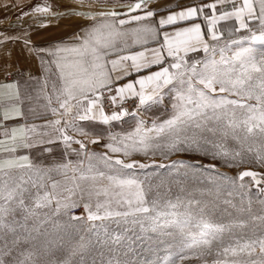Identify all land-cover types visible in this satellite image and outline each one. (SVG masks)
<instances>
[{
  "label": "snow or ice",
  "instance_id": "1",
  "mask_svg": "<svg viewBox=\"0 0 264 264\" xmlns=\"http://www.w3.org/2000/svg\"><path fill=\"white\" fill-rule=\"evenodd\" d=\"M167 3L175 7L161 14L164 5L153 0H132L119 8L107 6L106 0H74L61 13L46 0L32 14L75 19L80 31L69 41L43 49L27 34L0 33V46L22 41L27 55L39 59L46 75L37 80V99L42 97L45 110L57 117L41 126L8 130L3 122L23 116L21 105L31 94L22 96L17 82L0 83L5 137L0 139V264H88L86 254L98 246L123 248L126 241L130 247L136 240L151 241L149 234L173 249L163 264H184L191 258L202 264H264V199L258 201L260 214L253 213L251 199L239 208L224 199L240 215L227 224L211 219L220 198L217 178L241 189L250 183L264 196V172L245 167L228 177L214 163L264 169V0ZM150 43L156 47H148ZM132 45L142 50L133 51ZM32 79L29 73L27 81ZM166 96L171 103L165 117L144 119L140 109L164 103ZM131 98L138 100L136 112L123 106ZM129 115L136 118L134 129L110 134L103 153L90 151L77 138L99 144L100 138H92L80 121L109 125ZM37 127L52 134L38 133ZM229 140L235 147H228ZM56 141L63 143L65 156L75 152L83 159L49 163L46 157L39 163L18 154L21 148ZM180 156L190 159H172ZM160 170L175 178L171 183L180 186L178 193ZM200 176L216 186L215 200L201 199L184 187L187 178ZM205 191L213 195L212 189ZM81 207L85 215H72ZM60 215L89 222L95 243L84 236L73 241L66 231L51 239L44 225ZM104 222L120 231L110 235ZM250 223V232L245 231ZM97 255L99 260L93 258L91 264H132L117 255L105 259L102 250ZM209 256L210 262L205 259Z\"/></svg>",
  "mask_w": 264,
  "mask_h": 264
},
{
  "label": "crops",
  "instance_id": "2",
  "mask_svg": "<svg viewBox=\"0 0 264 264\" xmlns=\"http://www.w3.org/2000/svg\"><path fill=\"white\" fill-rule=\"evenodd\" d=\"M45 2L46 0H0V33L11 37H20L27 34L31 38L32 44L37 48L43 49H48L62 41H69L73 32L80 31V29L76 27L77 21L75 19L64 18L57 20L39 16L38 14H32V9L36 5H42ZM73 2L74 0H47V3L53 6V11L61 13L65 12L67 10L66 6ZM106 2L109 7L115 6L118 8L132 1L112 5L110 4V0H106ZM178 2L189 4L192 0H178ZM205 2H208V0H205ZM156 3L164 5V7L159 9L161 14H163L167 8L175 7V3L168 4L167 0H153V4L155 5ZM24 13H29V15H24ZM232 23V21L227 22L229 26H231ZM42 24H46L47 27L41 26ZM129 42L131 43V40ZM148 47H156V44L150 43ZM132 50L138 51L142 49L139 45H132ZM13 66H15L17 71H3L4 68L11 69ZM29 73L33 77L31 81H27ZM45 75L39 59L27 55V50L23 49L22 41H9L0 46V83L17 82L20 85L22 96L26 92L31 94V99H26L21 105V110L24 112V115L3 122L8 130L18 127H31L33 125L41 126L46 124L47 121L57 118L53 116L50 111L45 110L44 104L46 101H44L42 97L37 99V93L40 88V83H37V80L42 82ZM132 78L134 77H129V79ZM125 82H127V80L121 81V83ZM53 106H55V101H53ZM0 111H2V108H0ZM95 123L100 122H79L84 129L86 125H94ZM42 130L52 134L51 129H41L37 127L38 133ZM3 132L4 128H1L0 139L5 138ZM69 134L76 135L71 130H69ZM77 138L84 139V137L80 136H77ZM45 148H51L53 151L51 153L45 152L43 150ZM72 148L78 149L79 145L73 144ZM62 152L64 153L65 149L63 143L60 141H56L55 144L37 145L31 149L21 148L18 150L19 155H28L30 159L39 163H45L46 157L49 163L52 162L53 159L60 160L63 157ZM65 157H67V155Z\"/></svg>",
  "mask_w": 264,
  "mask_h": 264
},
{
  "label": "rangeland",
  "instance_id": "3",
  "mask_svg": "<svg viewBox=\"0 0 264 264\" xmlns=\"http://www.w3.org/2000/svg\"><path fill=\"white\" fill-rule=\"evenodd\" d=\"M111 5L112 4H121L125 2H130L132 0H110ZM119 8V7H118ZM41 21V20H38ZM135 99V98H134ZM136 102L138 100L135 99ZM170 103L171 98L170 96L165 97V102L161 104H149L143 108L140 109L141 115L144 119L151 121L157 117L164 118L166 115V112L170 110ZM137 111V110H136ZM135 111V112H136ZM136 118L129 115L124 117L121 121H114L111 122L109 125H105L102 123H95L94 125H86L85 130L90 133V136L92 138H100L99 144H91L88 143V140L84 138L85 143L88 146V149L90 151H94L97 153H103L106 151L104 148V144L108 142V137L110 134H120L124 135L128 132H131L135 127ZM228 147L232 148L235 147L234 143L229 140L228 141ZM79 149V148H78ZM62 158L60 160H71L73 163L77 162L80 159H83L82 156L78 157L75 152H71L70 155H67L65 157L64 153L62 152ZM190 159L188 156H180V157H172V159ZM137 159H143V157H137ZM159 159V158H157ZM53 161H59L56 159H53ZM205 163H209L212 161L205 160ZM214 163L217 164L218 172L223 173L227 175L228 177H235L238 173V171L243 170V168H252L257 171L264 172V169L256 168L254 164H248L242 166L241 169L236 168H229L224 167L220 164L219 161H215ZM87 164V161H85V165ZM160 172L164 175V177L168 180L169 183H171V180L175 179L174 177H167V174L165 173V170H160ZM57 179H63L62 177L57 176ZM183 179V178H182ZM246 181H250V178H245ZM157 181L154 179L153 183H156ZM216 184L220 185V193H219V200H216V203L218 205L217 209L213 212L211 215V219L214 222L217 223H225L227 224L230 220L234 219L237 215H240L237 213L235 208H232L231 206L225 205L222 203L224 199H229L232 201L233 204L237 206V208L243 206L247 207L248 200H252V211L255 214H260V208L261 205L259 204V199H264V196H258L257 189L255 186L249 184H246V187L244 189H241L239 186H232L228 184L225 181L220 180L219 178L216 179ZM264 187V185H261ZM172 192L178 193L180 190V186L176 185L174 183H171ZM184 187L191 192L192 194L196 195L197 197L201 199H207V200H215V185L212 184L207 176H200L198 178H192L189 177L187 180L184 181ZM207 189H212L213 195L209 196L207 194ZM201 191H204V195L201 196ZM231 192L232 195L229 196L228 192ZM243 202V203H242ZM227 208V212L223 211V209ZM77 210V212H75ZM231 213V215H229ZM72 215H85L83 208L74 209L72 211ZM244 219H248L247 214H243ZM96 224H100V221L95 222ZM107 224L109 229V234H113L115 232L120 231L118 226L114 223L110 222H104ZM90 226V223L87 221H69L68 218L64 215H60L58 217H53L52 220L44 225V229H46L49 233V236L51 239H55L57 235L61 234V232L66 231L68 236L71 237L73 241L77 240L80 236H84L85 239L91 238L93 240V243H95V236H93L92 233L88 231ZM251 223L249 224V228L245 229V231L250 232ZM239 232L240 230H235ZM153 237L151 241L149 240H136L135 243H132L131 246H128V243L126 241H122V244L124 245L123 248H120L119 246H114L110 244H105L103 246H98L97 249L90 251V253L86 254V260L88 261V264H91V260L93 258H96L97 261L99 260V257L97 255L98 251H103L105 253V259L109 258L111 255H117L118 258L126 261H131L132 264H139L141 261H158L159 264H163V258L169 254L170 251H173V249H169L167 247V241L165 243H156L155 241V234H149ZM104 238L103 236L101 237ZM229 242V238L227 234L225 235L224 243L227 244ZM113 247V252L109 253L108 248ZM119 249V251H117ZM125 253H127L125 255ZM61 254H64L63 252ZM209 262L211 261L212 257H206ZM184 264H202L201 259L191 258L189 260L184 261Z\"/></svg>",
  "mask_w": 264,
  "mask_h": 264
},
{
  "label": "built area",
  "instance_id": "4",
  "mask_svg": "<svg viewBox=\"0 0 264 264\" xmlns=\"http://www.w3.org/2000/svg\"><path fill=\"white\" fill-rule=\"evenodd\" d=\"M137 104L138 102H136L134 98H131V99L126 100L123 106L127 108L130 112H135L137 110L136 108ZM104 106H105L106 112L110 114L111 108L107 100L104 101ZM0 131H1V128H0ZM75 212H77V210H75Z\"/></svg>",
  "mask_w": 264,
  "mask_h": 264
}]
</instances>
